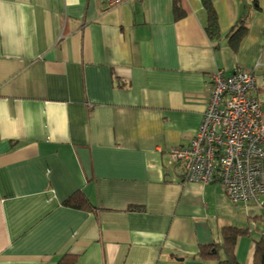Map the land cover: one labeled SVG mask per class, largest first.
Returning <instances> with one entry per match:
<instances>
[{
    "label": "crops",
    "instance_id": "obj_1",
    "mask_svg": "<svg viewBox=\"0 0 264 264\" xmlns=\"http://www.w3.org/2000/svg\"><path fill=\"white\" fill-rule=\"evenodd\" d=\"M207 1L216 39L203 0H0V264H218L199 247L262 222L171 158L216 70L264 74V0Z\"/></svg>",
    "mask_w": 264,
    "mask_h": 264
},
{
    "label": "built area",
    "instance_id": "obj_2",
    "mask_svg": "<svg viewBox=\"0 0 264 264\" xmlns=\"http://www.w3.org/2000/svg\"><path fill=\"white\" fill-rule=\"evenodd\" d=\"M127 0H105L114 7ZM197 132L188 146L171 150L174 168L184 182L210 184L218 172L234 200L255 203L264 222V74L216 70ZM263 96V100H260ZM264 237V232L261 234Z\"/></svg>",
    "mask_w": 264,
    "mask_h": 264
},
{
    "label": "trees",
    "instance_id": "obj_3",
    "mask_svg": "<svg viewBox=\"0 0 264 264\" xmlns=\"http://www.w3.org/2000/svg\"><path fill=\"white\" fill-rule=\"evenodd\" d=\"M203 5L209 15V26L206 28V33L212 39H216L219 36V30L216 26V19L214 17V11L207 0H203ZM246 35L245 27H237L229 39V48L233 53H236L239 49L241 42ZM64 206L76 210H87L91 206L87 203L86 199L81 193H76L67 199ZM221 244H212L208 246H200L198 253L195 257L198 260H212L218 264H238L236 261V249L237 243L241 238L250 236L247 234L246 229H238L232 227H224L221 229ZM252 260L250 264H264V237H260L258 240L252 239ZM58 264H75L68 261L67 256L62 257Z\"/></svg>",
    "mask_w": 264,
    "mask_h": 264
},
{
    "label": "bare ground",
    "instance_id": "obj_4",
    "mask_svg": "<svg viewBox=\"0 0 264 264\" xmlns=\"http://www.w3.org/2000/svg\"><path fill=\"white\" fill-rule=\"evenodd\" d=\"M240 68H237L236 70H238ZM235 70V71H236ZM206 177L210 180V182L212 184H217L220 189L222 190V192L224 193L225 197L227 198V200L231 203V205L233 206H238V202L236 200L233 199V197L231 196L232 192H228V189L225 187V185L222 183V179H221V176L218 172H215V171H212L210 174H206ZM259 201L262 202V204L264 205V196L260 197L259 196ZM250 203V202H248ZM254 206H255V209H257L255 203L253 202ZM258 211V210H257ZM259 213V212H258ZM260 215V214H259ZM261 219V217H260ZM262 221V219H261ZM263 222V221H262ZM256 224L254 222H249L247 224V226L245 228H240V229H246L247 230V234L252 237L253 235V228ZM224 228V227H223ZM234 228V227H232ZM239 229V228H238ZM221 236V235H220ZM217 244H221V238H220V241L217 243ZM212 245V244H211ZM252 254H253V251H252Z\"/></svg>",
    "mask_w": 264,
    "mask_h": 264
},
{
    "label": "rangeland",
    "instance_id": "obj_5",
    "mask_svg": "<svg viewBox=\"0 0 264 264\" xmlns=\"http://www.w3.org/2000/svg\"><path fill=\"white\" fill-rule=\"evenodd\" d=\"M260 100H263V96H260ZM248 206V209L250 210L251 208H255L253 203H241L238 204V206H241V208H243L244 206ZM256 211V209H255ZM257 212V211H256ZM256 224V223H255ZM264 232V222H259L258 224H256L253 228V235L251 237V239L253 240H258L261 237V234Z\"/></svg>",
    "mask_w": 264,
    "mask_h": 264
}]
</instances>
